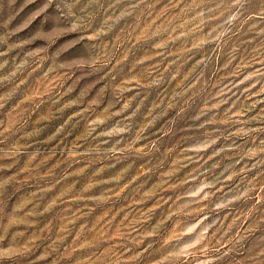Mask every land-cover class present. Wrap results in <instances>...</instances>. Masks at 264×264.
I'll list each match as a JSON object with an SVG mask.
<instances>
[{"label":"rangeland","instance_id":"rangeland-1","mask_svg":"<svg viewBox=\"0 0 264 264\" xmlns=\"http://www.w3.org/2000/svg\"><path fill=\"white\" fill-rule=\"evenodd\" d=\"M0 264H264V0H0Z\"/></svg>","mask_w":264,"mask_h":264}]
</instances>
